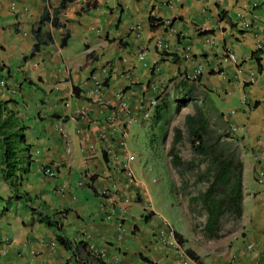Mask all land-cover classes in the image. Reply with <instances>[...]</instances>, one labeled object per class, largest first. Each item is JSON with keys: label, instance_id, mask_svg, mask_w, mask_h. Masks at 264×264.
<instances>
[{"label": "crops", "instance_id": "0c3cea01", "mask_svg": "<svg viewBox=\"0 0 264 264\" xmlns=\"http://www.w3.org/2000/svg\"><path fill=\"white\" fill-rule=\"evenodd\" d=\"M228 51L237 65L221 62ZM97 80L106 86L91 95ZM0 81L30 146L12 187L0 144V264H95L88 249L104 264H177L171 241L188 264H264V0H0ZM203 100L223 115L243 163L239 228L206 242L186 208L177 226L163 217L127 142L133 125L167 113L166 155Z\"/></svg>", "mask_w": 264, "mask_h": 264}, {"label": "trees", "instance_id": "16d2710c", "mask_svg": "<svg viewBox=\"0 0 264 264\" xmlns=\"http://www.w3.org/2000/svg\"><path fill=\"white\" fill-rule=\"evenodd\" d=\"M152 21L150 23L153 24ZM192 92L191 88L186 92L188 99ZM188 99H182V103L177 105V113ZM6 105L7 102H0V144L5 164L4 177L13 187L17 155L20 152L29 154L30 146L26 144L25 128L19 125ZM191 105L193 113L185 117L184 129H173L172 142L166 153L167 164L169 171L178 179V184H173L175 203L181 207L180 198L185 200L191 230L205 242L216 241L236 231L241 223V151L221 113L204 100L202 104L192 102ZM40 222L47 226H61L59 219L53 216H44ZM57 241L63 247L69 245L61 236ZM85 258L95 264H104L100 256L90 249L85 251Z\"/></svg>", "mask_w": 264, "mask_h": 264}, {"label": "rangeland", "instance_id": "374dc122", "mask_svg": "<svg viewBox=\"0 0 264 264\" xmlns=\"http://www.w3.org/2000/svg\"><path fill=\"white\" fill-rule=\"evenodd\" d=\"M166 118L167 113L157 123L154 124L153 122L150 127L133 125L127 142L130 145L131 152L135 154L136 162L140 164L138 165L136 163L138 167L136 177L139 180H143L148 186L153 200L162 210L163 217L171 222L172 225L177 226L176 221L181 216L182 208H186V202L181 197V207H176L172 183L169 179L163 142ZM183 153L186 155L184 149ZM173 178L176 181L175 183L178 184V179L174 174ZM157 186H160L161 189L157 190ZM182 214L184 216L183 218L187 220V208L186 212Z\"/></svg>", "mask_w": 264, "mask_h": 264}, {"label": "built area", "instance_id": "2783aa9c", "mask_svg": "<svg viewBox=\"0 0 264 264\" xmlns=\"http://www.w3.org/2000/svg\"><path fill=\"white\" fill-rule=\"evenodd\" d=\"M138 29H139V26L138 25H135L133 27V31L134 30H138ZM156 45H157V48L159 50H162L163 49L162 44L160 42H157ZM143 56H144L143 53L140 52V59L141 60L143 59ZM221 62H230V63L235 64V65L238 64V61H237L235 55L232 52H230V51H228L225 54V56H223L221 58ZM197 77H198V73L196 72L192 76V80L193 81L197 80ZM0 85L1 86H4V82L0 81ZM103 88H104V81L103 80H97V81H94L93 88L91 90H89L88 92L91 95L92 94H96V93L100 92ZM120 101H121V99L119 100V107L123 110V113L125 115H127V117H128V115H129L128 106L126 105L125 102H120ZM132 160H133V158L132 157H129V158H127V161L122 165L123 168H125L124 171H125L126 176L129 178V180H132L133 179L132 172L129 169V163ZM44 174L47 175V176H53V172L50 169H48V168L44 170ZM257 182L259 184L264 185V174H260L258 176ZM169 246H170V250H173V251H175L177 253V257H178V260L177 261H179V262H177V264H188V259L185 256V252L181 248L179 249V246L177 245L176 242H174V241L169 242ZM248 248H250V246Z\"/></svg>", "mask_w": 264, "mask_h": 264}, {"label": "clouds", "instance_id": "9594fccd", "mask_svg": "<svg viewBox=\"0 0 264 264\" xmlns=\"http://www.w3.org/2000/svg\"><path fill=\"white\" fill-rule=\"evenodd\" d=\"M188 224H189V222H188ZM189 227H190V225H189ZM190 229H191V227H190ZM220 264V263H219Z\"/></svg>", "mask_w": 264, "mask_h": 264}]
</instances>
